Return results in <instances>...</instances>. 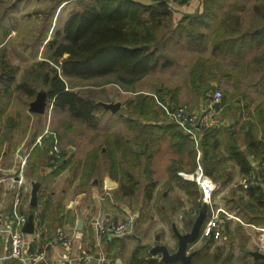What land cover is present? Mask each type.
I'll use <instances>...</instances> for the list:
<instances>
[{
  "label": "trees",
  "instance_id": "16d2710c",
  "mask_svg": "<svg viewBox=\"0 0 264 264\" xmlns=\"http://www.w3.org/2000/svg\"><path fill=\"white\" fill-rule=\"evenodd\" d=\"M68 2L71 7L64 23L63 33L62 35L59 33L52 42H48L50 45L48 56L35 61L34 68L37 69L35 78L46 88V100L55 108L68 111L71 117L89 126L97 122L99 101L90 95L86 96L73 88H68L61 74L85 79L114 75V83L129 87V91L134 92L132 84L139 78L171 64L169 44L178 45L183 38H186L189 46H201L206 36L205 30H210L208 37L213 45L214 54L218 53L222 57L229 55L239 60L244 49L257 47L260 50L259 53L249 60L240 62L239 65L250 69V66L259 64L260 68L264 69V0H253L251 21L247 26L241 25L238 7L229 5L222 11L219 9L218 0H201L202 9L199 14L197 12L184 14L176 23L173 3L180 4L185 0H151L150 2H144V0H50V5L45 12L46 21L51 23L57 8ZM212 65V61L200 57L188 74L190 85L194 87L197 94L204 92V98L209 89H216L219 71L222 72L219 63L217 64L219 71H214ZM6 66L0 68V83L5 89L15 81L14 67L6 68ZM222 73L227 80L232 79L231 75ZM211 81H214L216 85L210 84ZM17 88L24 89L28 96L34 95V89L25 86L24 81L18 83ZM118 91L115 90L117 94ZM157 92L160 97L165 93L173 92L170 93L169 101L175 103L172 99L176 96L174 90L166 89ZM124 103L125 111L138 117V120H134L130 116H124V120L137 131V134L129 137V140L125 142L122 136H116L108 141L109 143L106 142L108 148L102 150L97 147L91 150L84 161L83 176H99L107 171L111 178L119 182L118 192L121 191V194L130 197L143 189V198L147 199L151 197L155 185L152 171L147 166L148 160L157 150L148 149L152 147L154 140H159L158 144L164 143L169 150L176 151L178 160L175 162L174 158L170 161L172 169L170 174L174 179H181L176 173L178 169L185 166L190 169L194 167L195 153L192 146L190 148L185 146L188 137L178 130L176 125L165 123L167 114L156 106L151 96L138 93L135 97L130 96ZM223 103L225 102L222 101ZM222 104L219 105L222 106ZM255 110L249 120L242 122L244 134L240 141L235 138L237 131L231 132L227 129V132L223 133L220 127H210L203 131L201 146L204 169L212 180L221 182L231 178L228 162L236 164L243 176L252 171L250 161L259 164L264 162V100L258 103ZM142 120H147L148 123L140 125ZM223 126L226 127V125ZM158 131L162 132L161 136H158ZM156 132L158 133L155 135ZM176 136L178 139L173 143L170 142V139L172 137L176 139ZM126 142L129 145L140 144L141 147L129 150V148L126 149L128 144L124 145ZM33 152L38 154L39 150L35 148ZM145 156L147 159L142 168L143 171L140 170L135 175L132 166L140 167L142 157L145 158ZM140 178H145L144 182ZM182 183L187 194L193 198H200L199 190L194 182L185 179ZM240 187L243 188V185ZM243 190V198L248 196L249 202L242 206L241 216L248 223L255 225L264 222L262 217L264 212L256 213L253 204L257 202L264 208L263 188L248 183ZM243 198L240 196L241 200ZM195 202L200 209V200ZM234 202L237 204L238 201L234 200ZM238 207L241 206L238 205ZM221 224L224 226V223L221 222ZM213 242L212 236H203V247L199 249L200 255L204 254V249L208 251ZM195 258L196 255H193L191 264ZM215 259L216 257L213 262ZM258 260V264H264V260ZM157 261V258L149 256L138 260V263L135 261V264H157ZM214 263L220 264L221 259L217 258ZM165 264H180V262L173 260Z\"/></svg>",
  "mask_w": 264,
  "mask_h": 264
},
{
  "label": "rangeland",
  "instance_id": "374dc122",
  "mask_svg": "<svg viewBox=\"0 0 264 264\" xmlns=\"http://www.w3.org/2000/svg\"><path fill=\"white\" fill-rule=\"evenodd\" d=\"M218 2L220 6L219 9L222 11L228 8L229 5L234 6L235 4H240L243 7H239L241 25L247 26L250 23L253 0H218ZM69 4V2L64 3L57 8L55 13L56 16H54L55 20L53 26L55 27L53 32L52 34L50 33L51 36H49L48 41L43 44L42 55L40 58H36V49H38L36 40L38 39L40 30H42V28L38 26L36 20L40 17L46 20L47 17L45 12L50 5V0H0V68L7 65L6 68L13 66L15 69V81L10 83V87L6 92L3 89L4 86L0 83V124L5 120V123L0 126L1 129L7 131L13 125L18 126V124L22 129H25L29 127L28 120L30 117L36 116L37 121L33 124L32 129H34L36 133H40L41 136L45 133L48 135V138L45 139V144L50 143L54 137L52 146L56 144L61 150H63V148L65 149L67 146H73L77 152H81L82 150L91 151L97 147L106 149L108 148L106 142L113 140L116 136H122L125 142L127 139L129 140V137H133L137 134V131L130 127L129 123L124 120V116H130L132 119L138 120L137 116L130 115L129 111H125L126 107L124 101L130 96L135 97L138 93L147 94L152 97L156 106L162 111H164L161 108L162 106L157 103L154 96H156L162 104L172 109L179 106H186L189 110L199 111L201 100L206 99L203 97L205 93H196L194 87L190 85L188 74L193 65L196 64L197 59L203 57L213 62L212 69L214 71L218 70L217 64L219 63L220 70L222 68V72L232 76V79L227 80L226 76H223V73L218 70L219 76L216 89L211 88L206 93L207 97V95H211L214 90L220 91L221 96L218 103L222 104V101L225 103L222 104L221 111L217 116L219 119H223L224 122L226 119L231 120V125L228 127L213 124L211 128L220 127L223 133L227 132V129L231 132L237 131L236 136L238 138L235 137L236 140L240 141L243 138L244 130L242 122L249 120L254 115L256 111L255 108L258 105L257 102L264 99V69L260 68L259 64H255L254 67L250 66V69H246L241 67L239 63L249 60L251 57L257 55L260 50L257 47L254 49H244L239 60H235L229 55L222 57L218 53L214 54L212 51L213 45L208 37L210 30H205L206 36L201 46H189L186 43V38H183L178 45L169 44L170 58H172L171 64L164 69H155L139 78L132 84L134 92L129 91V87L124 85L119 86L114 83V75L85 79L61 74L68 88H73L86 96L90 95L93 99L99 101L100 108L97 110V122L93 126H89L85 122L71 117L66 110L55 108L48 100H46L42 114L30 112L28 109L29 102L34 100L38 93H45L46 91V88L35 78L37 73V69L34 68L35 61L46 58L48 56V48L50 47L48 42H52L59 33L62 35L64 23L69 16V9L71 7V4ZM235 7L238 6L235 5ZM39 12L41 13L40 15H38ZM23 21H27V24L23 25L21 23ZM32 54L35 55V57H31ZM21 81H24L25 86L34 89V95L28 96L24 89L17 88V84ZM213 83L214 81L210 82V84ZM166 89L170 91L174 90L176 96H173L172 99L175 100V103L169 101V98H171L170 93L172 94L173 92L168 94L165 93L162 97L159 96L157 91H165ZM115 90H119L118 94ZM103 103H117L119 106L115 111H111L110 109H106ZM237 106H239V108ZM239 117L241 118L238 121ZM147 122V120H142L140 125L147 124ZM165 123L173 125L168 117ZM176 128L181 131L178 126ZM158 132H156L155 135ZM221 137L223 138L222 135ZM177 139V136L176 139L172 137L170 142L173 143ZM158 143H160L159 140H154L152 148L148 147V149H157L154 157L151 159V165L149 166L150 170H154L152 172V178H154L156 183L159 181L156 191L154 188L152 193L154 198H143V189L137 191L130 197L129 195L121 194V191L118 192V187L117 189L114 187L115 189L106 190L105 188H107V186L104 184V178H102L104 176L103 173H101L102 177L100 175L97 176L100 178V185L99 187L96 186L101 197L105 198V202L109 201V198H120L117 199V201L121 205L126 206L128 211L134 215V217L131 218L132 222H134L131 230V233L133 230L135 231L133 236L140 235V237H143V242H150L156 247L167 246L169 252H173L176 249L177 241L174 232L191 234L194 229H197L195 235L196 240L193 238L192 243L187 246V252H189V255L192 254L191 258L193 255H196V258L192 260V264H215L214 262L217 261V258L221 259L220 264H231L235 259L240 258L242 252L245 253L244 257L248 259V250L257 248L259 233L254 228L255 224H249L241 216L242 208L249 202V198H243L242 191L244 190L240 186L244 183H255V179L257 178V183L260 179L264 181V167H261L263 171L259 173L258 171H253L252 175L247 174L246 176L242 175L239 177L238 171L233 170V163H227L230 172L234 171V175L230 178L232 180H220L221 186L214 192L212 206L214 208H221L226 213H230L233 217H227L229 218L226 220L228 222L223 224L222 237L214 239L208 251L204 249V254L200 255L199 249L203 247L202 232L204 228V217L202 220L199 219V208L196 206L195 202V200L198 201L200 198H193L190 194L186 193L184 183H182L185 179H183L182 176L181 179H175L181 186L177 185L171 188V190L165 185L164 177L167 176L165 164L168 165L169 161L174 160V158L176 162L178 156L176 155V151L169 150L166 144ZM126 144H128V142L124 145ZM138 146L141 147L140 144L131 143L130 145H126V149L129 148V150H131L132 148H138ZM185 146L187 148L192 146L194 149L195 165L192 169L188 168V166L178 169L176 172L177 175L179 171L192 172L196 166L195 146L189 138L186 140ZM199 147L203 154L201 141ZM146 159L147 156H145V158L142 157L140 167L132 166L135 175H137L140 170L143 171L142 168L146 164ZM178 176L180 177V175ZM118 177L119 173L117 175V178ZM111 179L114 180L113 178ZM140 179L143 182L145 180V178ZM85 184V186L81 185V187L86 188V194H89V191L94 187H91L89 184L87 185V183ZM115 186H117V183H115ZM162 192L166 193L167 198H161ZM237 195H240L243 200L237 198ZM233 196L235 198H233ZM234 200L238 201L237 204L241 206L240 208L237 204V209L229 204V201L234 202ZM253 204L256 213L262 214L264 212L263 206L259 205L257 202H253ZM105 207H109V205L106 203ZM261 211L262 213H260ZM235 217H237V219H234ZM116 218L118 221L125 223V230H129L128 217ZM260 225L264 228V222ZM155 235H159L158 240L155 239ZM133 247H135V239L132 240L129 245H126V252H121V255L128 254ZM215 257L216 259L213 262ZM224 259H228V261L222 263ZM241 262L240 260L236 261V264H240ZM125 263L127 264L126 260Z\"/></svg>",
  "mask_w": 264,
  "mask_h": 264
},
{
  "label": "crops",
  "instance_id": "0c3cea01",
  "mask_svg": "<svg viewBox=\"0 0 264 264\" xmlns=\"http://www.w3.org/2000/svg\"><path fill=\"white\" fill-rule=\"evenodd\" d=\"M150 1L151 0H144V2ZM235 5H237L238 8H243L240 4ZM173 7L175 23L184 14H194L196 12L199 14L202 9L201 0H185V2L180 4L176 2L173 3ZM40 14L39 12L38 15ZM54 20L55 17L51 23L41 17L36 20L38 26L42 28L36 40L38 43V49H36L35 54L37 56L36 58H40L42 55L43 44L48 41L49 36H51L53 32L55 27L53 26ZM21 23L26 25L27 21ZM35 55L32 54L31 57H35ZM3 89L6 92L9 88ZM28 109L35 114L43 113L32 111L30 109V102ZM36 121L37 117L31 116L28 120L29 127L25 129H22L19 124L18 126L13 125L7 131L0 127V208L7 209L9 207L16 186V184L11 181V178L15 177L21 162L24 160L25 188H23L21 192V211L27 215L28 219L32 220L31 231H25L24 236L25 247L23 253L26 258L25 261L8 259L3 264H84L82 259H80L82 252L91 255L92 260L90 264H105L106 261H114L116 264H126L125 260L127 264H135V261L138 263V260H141L143 257L146 258L151 256L159 260L164 255L165 251L169 255H172L177 252L181 243H185V254L187 256L189 255L187 246L192 243L193 238L196 240V237L192 238L188 233L174 232L177 245L173 252H169L167 246L156 247L150 242H143V237H140V235L133 236L135 231L133 230L131 233L134 223L131 218H133L134 215L128 211L126 206L121 205L117 201V199L120 198H109V201L105 202V198H102L96 189V186L99 187L100 185V178H98L97 175H92L91 177L83 176L84 161L90 150L77 152L73 146H67L65 149L63 148V150H61L57 160L53 161L52 140L54 137L50 143L45 144V139L48 138V135L45 133L41 136L40 133H36L34 129H32ZM225 122L227 127L231 125L230 119H226ZM3 123H5V120L1 122L0 126ZM161 134L162 132L160 131L158 136H161ZM241 147L243 148V145ZM35 148L39 150L38 154L33 152ZM101 149L104 150L103 148ZM155 153L156 152H154V154ZM152 158L148 160V168L151 165L150 162ZM250 162L252 166V171L249 173L250 175H252L253 171H263L261 167H264V162L260 164L255 161ZM170 165V161L168 165L165 164L167 176L164 177V183L169 189L180 185L174 178H171L170 172L172 169ZM233 170L238 171L239 177L242 176L236 164L233 165ZM151 171L153 172L154 170ZM234 171L230 172L231 178L234 175ZM103 174V177L102 174H100V176L104 178V184L107 186V188H105L106 190H111L114 187L117 189V187H119V182L115 179L112 180L107 171ZM152 179L155 182L154 188L156 191L159 181L156 183L154 178ZM257 180L258 178L255 179V183L252 184L255 185ZM85 183L94 187L89 191V194H86V188L81 187V185L85 186ZM115 183H117V186H115ZM10 184L13 186L9 187ZM256 185L263 188L264 193V181L260 179ZM244 187L245 186H243V188ZM33 189H36L35 201H32ZM237 197L240 198V195H237ZM247 197L248 196H245L244 198ZM150 198H154V196L151 195ZM161 198H167L165 192H162ZM233 198L235 197L233 196ZM106 203L109 207H105ZM229 204L237 209V205L233 201H229ZM110 214L115 218H129V230H125L123 236L99 235L97 230L99 218ZM208 214L209 212L206 211L204 222ZM227 217L232 218L233 216L230 213H222L221 222H228L226 221L229 219ZM262 217L264 220V213ZM234 219H237V217ZM262 223L263 222H260L257 225L261 226L260 224ZM64 235L70 238V249L65 248L62 244ZM133 238L135 239V247H133L128 254H123L122 256L121 252H126V245H129V243L134 240ZM137 238H140V244H138ZM158 238L159 235H155V239L158 240ZM190 238H192V240ZM146 243L151 245L150 248L144 246ZM7 250L8 239L0 240V252ZM256 251L257 248L248 250V259L244 257L245 253L242 252L240 258L235 259L231 264H236V261L239 260L242 261L240 264H258V259L264 260V257L255 256L254 252ZM37 254H41L44 258L41 259L37 257L35 259H30L27 256L30 255L33 257ZM174 261H179L180 264H182L180 260ZM226 261H228V259L222 260V263Z\"/></svg>",
  "mask_w": 264,
  "mask_h": 264
},
{
  "label": "built area",
  "instance_id": "2783aa9c",
  "mask_svg": "<svg viewBox=\"0 0 264 264\" xmlns=\"http://www.w3.org/2000/svg\"><path fill=\"white\" fill-rule=\"evenodd\" d=\"M220 96V91L214 90L211 95L205 97V100H201L199 111L189 110L186 106H179L172 109L169 106L162 104L158 98L154 96L157 103L162 106L160 107L165 111L170 121L178 126L195 146V168L192 172L179 171L178 175L197 185L200 191V201L201 203L207 204V211L209 212L208 217L204 222L202 234L203 236H212L214 239L222 237L223 229L221 224V214H225L226 212L219 207L214 208L212 206L214 192L219 189L221 183L212 180L210 176L206 174L203 167V156L199 144L205 129L210 128L213 124L222 126L226 123L223 119H219L217 116L221 111V106L218 103ZM60 152L61 149L54 144L52 146V153L54 156L53 161L57 160L60 156ZM24 163L25 161L23 160L15 177L11 178V181H13L16 186L9 207L7 209L0 208V240L8 239V250L0 252V264H3L8 259H18L20 261H25L26 259L23 253L25 247L24 226L28 222V217L21 211V192L24 188ZM247 185L248 183L243 184L245 187ZM12 186V184L9 185V187ZM254 228L259 233L257 251L264 254V228L261 226H254ZM97 230L101 236H122L125 231V223L118 221L110 214L99 218L97 222ZM62 244L65 248L70 249V238L64 235L62 238ZM27 256L30 259H35L37 257H40L41 259L44 258L41 254L34 255L33 257L30 255ZM80 259H82L84 264H90V261L92 260L91 255L86 252H82ZM105 264L116 263L114 261H106Z\"/></svg>",
  "mask_w": 264,
  "mask_h": 264
},
{
  "label": "water",
  "instance_id": "95a60500",
  "mask_svg": "<svg viewBox=\"0 0 264 264\" xmlns=\"http://www.w3.org/2000/svg\"><path fill=\"white\" fill-rule=\"evenodd\" d=\"M46 104V94L43 92H40L36 95L35 99L30 102V109L37 113H42L44 111ZM104 107L106 109H110L111 111H115L118 108L117 103H103ZM36 198V189L32 190V201H35ZM207 211V204L201 203L200 207V217L199 219L202 220V217H204L205 212ZM32 227V220L28 219V222L26 223L24 227V231H31ZM197 233V229L193 230L190 234V236L195 237ZM192 238H190L192 240ZM138 244H140V238H137ZM144 246L147 248H150V244L146 243ZM192 255V254H191ZM191 255L185 254V243H181L179 246V249L177 252H175L172 255H169L166 251L164 252V255L157 261V264H164L166 262H169L171 260H180L182 264H191ZM255 256L264 257L263 253H260L259 251L254 252Z\"/></svg>",
  "mask_w": 264,
  "mask_h": 264
},
{
  "label": "bare ground",
  "instance_id": "6f19581e",
  "mask_svg": "<svg viewBox=\"0 0 264 264\" xmlns=\"http://www.w3.org/2000/svg\"><path fill=\"white\" fill-rule=\"evenodd\" d=\"M262 227V226H261Z\"/></svg>",
  "mask_w": 264,
  "mask_h": 264
},
{
  "label": "clouds",
  "instance_id": "9594fccd",
  "mask_svg": "<svg viewBox=\"0 0 264 264\" xmlns=\"http://www.w3.org/2000/svg\"><path fill=\"white\" fill-rule=\"evenodd\" d=\"M64 4V3H63Z\"/></svg>",
  "mask_w": 264,
  "mask_h": 264
}]
</instances>
